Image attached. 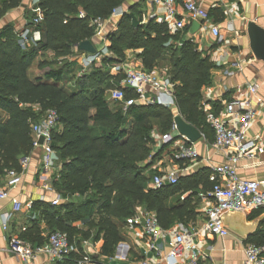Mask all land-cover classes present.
<instances>
[{
  "label": "trees",
  "instance_id": "16d2710c",
  "mask_svg": "<svg viewBox=\"0 0 264 264\" xmlns=\"http://www.w3.org/2000/svg\"><path fill=\"white\" fill-rule=\"evenodd\" d=\"M22 1L0 0V20L21 6ZM125 1L38 0L42 17L37 28L41 39L30 48L21 46L12 23L0 28V110L7 114L6 118L0 117V178L9 169H20L21 159L34 149L32 123L39 121L46 109H54L57 123L51 144L61 168L52 176L51 184L62 202L52 205L33 201L32 209L36 204L42 208L50 231L66 232L70 239L77 238V234L83 239H102L101 253L108 257L121 241L114 219L125 221L141 206L154 214L161 228L167 229L176 222L195 218L194 195L212 187L209 169L180 176L175 184L151 187V177L158 172L151 166L163 151L161 147L152 149L155 140L151 132L155 127L162 134L169 132L174 113L171 108L155 104L132 105L124 111L106 95L109 88L119 85L121 78L109 74L106 63L123 60L125 51L137 50L147 71L168 60L169 66L165 67L176 82L174 100L178 114L208 140L214 137L201 104V91L211 82L214 64L187 38L186 29L172 32L167 23L155 19L141 23L136 11H126L117 21L116 30L107 35L108 49L114 56L106 58L101 67H93L73 81L69 79L72 83H62L75 64L68 60L73 49L94 37L95 28L89 20L107 18ZM80 11L85 13L84 18L78 16ZM34 17L31 12L26 26L32 24ZM41 52H52L55 63L59 58L63 63L50 68L45 81L28 75ZM128 118H132L129 128ZM185 192L190 193L179 202ZM74 196H80V200L73 201ZM78 221L86 228L73 225ZM255 236L256 243L264 242L260 228ZM23 238L35 244L46 241L33 242L28 234Z\"/></svg>",
  "mask_w": 264,
  "mask_h": 264
},
{
  "label": "built area",
  "instance_id": "2783aa9c",
  "mask_svg": "<svg viewBox=\"0 0 264 264\" xmlns=\"http://www.w3.org/2000/svg\"><path fill=\"white\" fill-rule=\"evenodd\" d=\"M154 3H161L164 7L162 22L167 23L170 31L175 32L184 29L191 23L198 22L201 28H206L216 38L221 41V28L218 24L209 21L208 11L197 4L194 0H152ZM38 0H32V12L35 17L32 24L18 31L19 42L23 48L35 46L41 39V31L37 24L41 21V11L37 6ZM178 6H181L189 18L186 23L183 15L178 14ZM126 12L123 6L114 8L111 14L105 18H93L89 24L94 26V37L101 41L100 49L95 53L81 51L78 47L73 49L70 57L71 61L79 63L77 75L82 76L89 72L90 66H101L106 58H111L114 54L108 49L109 40L105 25L115 24L122 14ZM80 18L85 17V13H78ZM194 36V35H193ZM238 36V33L237 35ZM192 37V36H191ZM192 41V38L189 37ZM109 74H120L121 78L118 86L109 88L106 95L109 101L118 105L126 111L132 105L155 104L166 108L175 107L174 88L176 82L171 79L168 68H161L147 71L136 64L131 57H125L121 61L106 63ZM233 71L226 70V74ZM259 85L250 82L246 85L245 96H234L224 103L223 115L218 117L212 112L204 109L207 122L213 130V146L225 155V160L221 163L211 164L209 167L208 180L212 182V187L208 191H199L197 194L203 200H208L209 205L204 210L203 230L209 234L225 237L230 231L223 225L220 219V212L226 208L243 211L247 216L256 210H263L264 218V178L249 179L238 174V164L242 160L252 161L264 152L263 138H249L247 132L251 126L255 114L254 101H260L258 94ZM178 112L174 113V115ZM57 123V113L54 109L48 108L44 111L42 118L32 123L31 135L34 146L42 148L40 159L41 171L52 175L58 167V155L52 147V132ZM173 130V131H172ZM172 132L159 135L155 130L151 132L158 148L164 144L174 141V136L182 138L170 153V158L174 163L183 161V164H190L200 158V153L196 145L189 142L185 137L179 135L174 121L171 126ZM176 132V133H175ZM42 137L43 142L38 143ZM29 156L23 157L20 161V169H9L4 174L7 186L0 187V199L9 195V188L16 187L22 177L23 172L28 167ZM176 169L158 170L151 178L150 186L161 187L164 184H175L178 181ZM50 188V186H48ZM43 197V196H42ZM184 199V194L180 196ZM62 201L59 193L51 198L52 205H58ZM12 211L19 212L23 207L32 208V201L23 204L17 198H13ZM128 220L139 224L142 228V237L145 238L147 247L159 249V238L166 229L161 228L152 212L143 210L135 217ZM2 227L7 230V219L3 221ZM172 235L168 244V251L163 258V264H201L197 244L194 241L195 231L183 225H176L170 228ZM96 241L83 238H69L66 232L59 230L50 231L46 241L35 244L18 235H11L8 238L7 251L21 262H35L41 257V261L34 264H61L68 260H75L76 264H100L94 255L93 247ZM245 264H264V243L247 242L243 245ZM137 264H149L146 260H140Z\"/></svg>",
  "mask_w": 264,
  "mask_h": 264
},
{
  "label": "crops",
  "instance_id": "0c3cea01",
  "mask_svg": "<svg viewBox=\"0 0 264 264\" xmlns=\"http://www.w3.org/2000/svg\"><path fill=\"white\" fill-rule=\"evenodd\" d=\"M31 1L23 0L21 6L7 12L0 20V28L7 23H12L18 31L23 29L32 12ZM194 1L208 11L209 21L220 26L222 36L221 41L218 42L206 28L199 26L192 32L190 30L191 25H187L182 29H186L187 38H192V42L197 45V49L204 55L209 56L214 64L211 71V82L202 88L201 103L204 105L205 110L223 118L224 103L231 97L245 96L246 85L250 82L257 83L259 85L258 94L260 101H254L253 103L255 114L247 134L249 138H263L264 144V61L257 59L252 53L246 33L248 22H255L264 28V0ZM122 6L126 11H130L131 9L136 11L137 19L141 23H145L150 19L162 22L164 16L163 5L161 3H154L152 0H126ZM178 14L184 16L186 23L189 22V18L181 6H178ZM116 28L117 22L115 24L107 23L105 25L107 34L115 31ZM237 33L238 36H236ZM91 40L96 49H100L101 41L99 38L93 37ZM132 52L135 53L133 59L140 66L142 63L137 56V50L125 51L126 57H131ZM40 63L44 65L41 66ZM58 64L60 63H55L52 52H41L29 67L28 75L31 79L38 78L45 81V75L49 69L59 67ZM79 67V63L75 61L73 70L70 71L66 79L64 78L62 83H72L73 78L78 76L77 72ZM93 67L95 66H90V69ZM160 67L157 66L154 69L159 71L161 69ZM226 70L233 71V73L228 75L226 74ZM171 109L173 113L178 112L176 106ZM0 117L6 118L7 114L0 110ZM131 124L132 118H128L126 127L129 128ZM154 130L159 135H162L157 127ZM172 131L170 129L169 132ZM213 138L212 135L208 140L202 133V137L194 142L200 153V158L190 164H181L174 163L170 158L172 148L182 139L175 135L173 142L161 146L163 148L161 157L155 160L151 169H156L157 171L176 169L179 177L190 175L200 169H209L211 164L221 163L225 160V155L213 146ZM158 146L156 141L152 144V149L155 150ZM41 155V146L35 145L29 155L28 167L23 172L19 184L14 188H9V195L0 199V264H34L35 262L41 261L40 257L35 262H21L7 251L8 238L11 235L25 237L28 234L33 242H43L46 240L50 231L48 221L42 217V208L38 209V204H36L37 206L34 209L23 207L19 212L12 211L11 200L13 198H17L23 204H26L28 201L42 204L44 202L50 203L51 198L57 193L51 184V179L52 176L59 173L61 168L60 163L57 160L58 167L52 175L45 174L41 171ZM237 171L244 178H264V152L252 161L242 160L238 164ZM6 179L7 177L5 176L0 178V187L7 186ZM189 193L185 192L182 195L184 194L185 197ZM197 193L193 197L197 212L195 218L188 222H176L167 228L161 238H159V249H150L147 247L146 240L142 237V228L139 224H135L128 219L125 221L114 219L120 231L121 241L118 242L114 253L109 257L101 253L103 240L96 241L93 247L96 252L94 257L101 262L100 264H137L136 262L140 260H146L149 264H163V258L168 251L167 243L172 237L169 232L170 228L176 225H183L195 231L194 241L197 244L201 264H245L243 245L247 242L256 243L254 240L256 239L255 234L251 235L248 240H244L232 232L225 237H218L205 232L202 228L205 219L204 210L209 205V202L208 200L200 198ZM77 197L80 196H74L72 200L74 201ZM179 200V202L183 201L181 197H179ZM143 210V207H137L131 217H135ZM247 217L248 220L258 219L259 226L257 229L260 228L264 232L263 210H256ZM5 219H7L8 224L7 230H4L2 227ZM73 225L80 229L86 228L80 221L74 222ZM77 238H80V234H77ZM66 262H69L67 264H76L75 260H68Z\"/></svg>",
  "mask_w": 264,
  "mask_h": 264
},
{
  "label": "water",
  "instance_id": "95a60500",
  "mask_svg": "<svg viewBox=\"0 0 264 264\" xmlns=\"http://www.w3.org/2000/svg\"><path fill=\"white\" fill-rule=\"evenodd\" d=\"M199 27L198 22H192L190 30L194 32ZM246 33L249 39V47L257 59L264 61V28L255 22H248ZM81 51L87 53H95L96 47L92 40H83L78 44ZM179 135L185 137L189 142H196L202 137V132L194 125L188 123L180 114L173 117ZM43 138L38 139V143H42ZM220 219L223 225L232 233L240 236L244 240H248L254 235L259 220H248L247 215L243 211L234 210L232 208L223 209L220 212Z\"/></svg>",
  "mask_w": 264,
  "mask_h": 264
},
{
  "label": "rangeland",
  "instance_id": "374dc122",
  "mask_svg": "<svg viewBox=\"0 0 264 264\" xmlns=\"http://www.w3.org/2000/svg\"><path fill=\"white\" fill-rule=\"evenodd\" d=\"M131 54H132L131 57L134 58V57H135V53L132 52ZM51 57H52V56H51ZM60 60H61V58L58 59V63H60V64H58V65L63 64V63L60 62ZM68 60H69V59H68ZM160 66H161L160 68H164L165 66H169V62H168V60L161 61V62H160ZM152 176H153V175H152ZM151 178H152V177H151ZM79 200H80L79 197H77V199H76V198L74 199V201H76V202H78Z\"/></svg>",
  "mask_w": 264,
  "mask_h": 264
}]
</instances>
